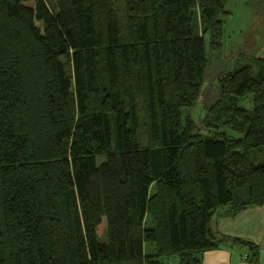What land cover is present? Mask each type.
<instances>
[{"label": "trees", "instance_id": "1", "mask_svg": "<svg viewBox=\"0 0 264 264\" xmlns=\"http://www.w3.org/2000/svg\"><path fill=\"white\" fill-rule=\"evenodd\" d=\"M226 1L0 0V264H259L218 218L264 204L262 47L183 116Z\"/></svg>", "mask_w": 264, "mask_h": 264}, {"label": "rangeland", "instance_id": "2", "mask_svg": "<svg viewBox=\"0 0 264 264\" xmlns=\"http://www.w3.org/2000/svg\"><path fill=\"white\" fill-rule=\"evenodd\" d=\"M262 2V0L226 1L227 12L222 15L225 25L223 50L220 52L209 50L210 60L202 93L193 107L183 109V116L191 113L200 130L204 115L219 96L218 78L232 69L239 55H251L262 47L260 55L264 57V3ZM103 222L106 224L105 218Z\"/></svg>", "mask_w": 264, "mask_h": 264}, {"label": "crops", "instance_id": "3", "mask_svg": "<svg viewBox=\"0 0 264 264\" xmlns=\"http://www.w3.org/2000/svg\"><path fill=\"white\" fill-rule=\"evenodd\" d=\"M105 227L104 222L99 225V235L103 233ZM218 228L224 233L257 242L261 249L259 264H264V204L249 206L234 217L220 216ZM246 252V248L239 247L208 250L204 252L202 264H249L244 257Z\"/></svg>", "mask_w": 264, "mask_h": 264}, {"label": "built area", "instance_id": "4", "mask_svg": "<svg viewBox=\"0 0 264 264\" xmlns=\"http://www.w3.org/2000/svg\"><path fill=\"white\" fill-rule=\"evenodd\" d=\"M247 254H244V257L246 256Z\"/></svg>", "mask_w": 264, "mask_h": 264}]
</instances>
